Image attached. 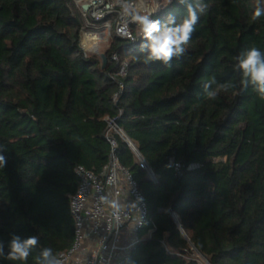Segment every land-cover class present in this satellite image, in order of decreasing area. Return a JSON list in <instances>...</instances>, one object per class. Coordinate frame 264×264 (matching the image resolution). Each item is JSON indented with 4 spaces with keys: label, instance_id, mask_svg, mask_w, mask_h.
<instances>
[{
    "label": "trees",
    "instance_id": "obj_1",
    "mask_svg": "<svg viewBox=\"0 0 264 264\" xmlns=\"http://www.w3.org/2000/svg\"><path fill=\"white\" fill-rule=\"evenodd\" d=\"M203 3L209 9L171 67L146 61L143 38L131 43L112 27L107 58L117 53L129 62L125 76L113 78L115 63L102 70L81 49L84 19L72 0H0V146L7 150L0 241L6 247L13 233L38 236L27 264L44 247L58 253L71 244L74 167L99 172L107 163L105 118L115 119L156 178L148 180L114 136L118 162L155 225L125 264H198L186 258L191 247L179 226L210 264H264V99L251 88L235 95L233 70L242 50L264 51V16L252 19L255 0ZM169 14L179 21L186 10L164 0L152 18ZM213 76L234 87L210 100L202 85ZM170 160L180 163L178 173Z\"/></svg>",
    "mask_w": 264,
    "mask_h": 264
},
{
    "label": "built area",
    "instance_id": "obj_2",
    "mask_svg": "<svg viewBox=\"0 0 264 264\" xmlns=\"http://www.w3.org/2000/svg\"><path fill=\"white\" fill-rule=\"evenodd\" d=\"M79 8L84 26L79 31V45L86 52L99 53V44L109 42L111 28L116 37L135 43L141 35L137 25L129 22L127 34L121 32L124 19L119 14L116 0H72ZM88 8L83 11L81 5ZM144 6L153 14L161 9L159 0H144ZM95 41L96 51L86 50L87 41ZM99 57V56H98ZM109 62L115 63L113 78L125 76L129 62L113 53ZM122 89V85H119ZM118 94L113 96L116 101ZM107 128L104 134L110 145L107 163L99 172L87 170L82 166L74 167L77 177L76 188L68 194L69 214L73 222L71 244L59 251L63 264H125L134 247L150 239L155 225L148 216L147 205L137 183L130 172L121 166L115 155L118 136L130 149L135 163L142 169L148 180L156 178L147 163L139 154L135 144L117 126L115 119L105 118ZM175 172H179L180 163L170 160ZM191 164L187 169L197 168ZM102 197L104 199H102ZM113 203L118 207L114 208ZM172 217L177 221L175 214ZM150 227L140 235L142 229ZM182 235L186 233L180 228ZM179 255V254H177Z\"/></svg>",
    "mask_w": 264,
    "mask_h": 264
},
{
    "label": "clouds",
    "instance_id": "obj_3",
    "mask_svg": "<svg viewBox=\"0 0 264 264\" xmlns=\"http://www.w3.org/2000/svg\"><path fill=\"white\" fill-rule=\"evenodd\" d=\"M172 3V0H167ZM177 3L186 10V16L179 21L169 14L164 20L153 19V12L144 6V0H116L119 14L124 19L121 32L127 34L128 23L138 26L143 37L139 45V51L145 53L146 61H160L171 67L174 58L182 56L186 46L191 40L192 34L201 15L207 13L209 5L203 0H177ZM264 16V0H255L252 19L259 20ZM233 70L240 74V88L235 95L246 93L252 89L261 99H264V51L252 46L242 50L234 57ZM234 87L231 83H221L214 76L203 83L202 88L206 97L215 100L221 92L227 93ZM4 146H0V169L7 164ZM102 199H104L102 197ZM113 207H118L113 203ZM39 243L38 236L32 235L22 238L18 234H11L5 243L0 241V260L27 264L29 256ZM35 264H63L60 254L51 247H44L35 257Z\"/></svg>",
    "mask_w": 264,
    "mask_h": 264
},
{
    "label": "rangeland",
    "instance_id": "obj_4",
    "mask_svg": "<svg viewBox=\"0 0 264 264\" xmlns=\"http://www.w3.org/2000/svg\"><path fill=\"white\" fill-rule=\"evenodd\" d=\"M164 0H159V3L161 4L162 7V3ZM139 38H143L142 35L138 36ZM112 42V36H110L109 42L107 44L105 43H100L99 44V53H105L106 50L109 48L110 44ZM89 54V52H87ZM93 52H91L90 54H92ZM97 56V54H95ZM98 57V56H97ZM99 58V57H98ZM128 61V59H126ZM187 259H191L196 261L198 264H206V259L202 258L199 254L195 253L194 251H190L189 254L186 256Z\"/></svg>",
    "mask_w": 264,
    "mask_h": 264
},
{
    "label": "water",
    "instance_id": "obj_5",
    "mask_svg": "<svg viewBox=\"0 0 264 264\" xmlns=\"http://www.w3.org/2000/svg\"><path fill=\"white\" fill-rule=\"evenodd\" d=\"M87 8H88V6L86 4L81 5V10L85 11ZM98 56H99V59H100V62H101V69L104 70L109 64V59L107 58L106 53H100V54H98ZM186 240H187L188 244L190 245L192 251H194L195 253L199 254L201 257L206 259L205 255L203 253L197 251L195 249V247L193 246V244L188 240L187 237H186ZM206 264H210L207 261V259H206Z\"/></svg>",
    "mask_w": 264,
    "mask_h": 264
},
{
    "label": "bare ground",
    "instance_id": "obj_6",
    "mask_svg": "<svg viewBox=\"0 0 264 264\" xmlns=\"http://www.w3.org/2000/svg\"><path fill=\"white\" fill-rule=\"evenodd\" d=\"M84 46H85L86 50H90V51H96V49L98 47L97 43L95 41H92V40L87 41Z\"/></svg>",
    "mask_w": 264,
    "mask_h": 264
}]
</instances>
